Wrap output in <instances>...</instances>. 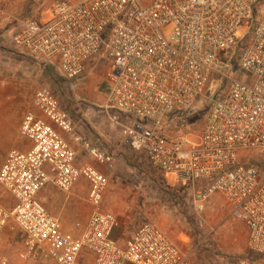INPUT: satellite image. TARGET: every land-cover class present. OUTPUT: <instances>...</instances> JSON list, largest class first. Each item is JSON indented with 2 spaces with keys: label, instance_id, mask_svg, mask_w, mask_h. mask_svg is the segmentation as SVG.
Segmentation results:
<instances>
[{
  "label": "built area",
  "instance_id": "obj_1",
  "mask_svg": "<svg viewBox=\"0 0 264 264\" xmlns=\"http://www.w3.org/2000/svg\"><path fill=\"white\" fill-rule=\"evenodd\" d=\"M39 11L8 32L11 46L68 83L104 57V107L124 142L199 209L223 198L248 253L227 264H264V0H51ZM32 107L19 130L29 147L0 165V264H193L152 222L119 241V220L102 207L108 180L78 165L59 102L40 89ZM85 150L112 168V155ZM80 179L91 213L66 226L40 194Z\"/></svg>",
  "mask_w": 264,
  "mask_h": 264
},
{
  "label": "rangeland",
  "instance_id": "obj_2",
  "mask_svg": "<svg viewBox=\"0 0 264 264\" xmlns=\"http://www.w3.org/2000/svg\"><path fill=\"white\" fill-rule=\"evenodd\" d=\"M50 2L11 0L0 15V165L9 151L29 147L19 134L21 122L33 109L35 92L46 89L71 121L72 134L65 137L78 154V165H92L108 180L102 207L117 216L115 236L119 241H127L141 224L152 222L193 264H227L248 255L245 227L233 219L223 198L211 196L199 209L192 194L170 187L143 153L124 142L121 127L111 120L115 113L104 107L103 82L108 66L104 57L93 58L83 77L68 83L53 70L19 54L7 41L6 35L20 20L39 15ZM86 144L112 155V168L96 163L85 150ZM88 190L89 184L80 179L69 192L49 185L40 198L52 215L71 226L91 213ZM3 247L12 258L15 251L10 241L4 240Z\"/></svg>",
  "mask_w": 264,
  "mask_h": 264
}]
</instances>
